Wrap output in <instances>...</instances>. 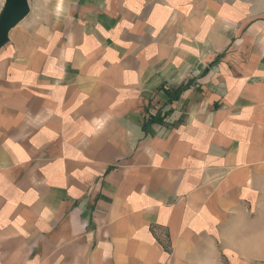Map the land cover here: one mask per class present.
<instances>
[{
	"label": "crops",
	"instance_id": "1",
	"mask_svg": "<svg viewBox=\"0 0 264 264\" xmlns=\"http://www.w3.org/2000/svg\"><path fill=\"white\" fill-rule=\"evenodd\" d=\"M26 1L0 264H264V0Z\"/></svg>",
	"mask_w": 264,
	"mask_h": 264
},
{
	"label": "water",
	"instance_id": "2",
	"mask_svg": "<svg viewBox=\"0 0 264 264\" xmlns=\"http://www.w3.org/2000/svg\"><path fill=\"white\" fill-rule=\"evenodd\" d=\"M27 10L28 5L26 0H8L5 15L0 23V44L9 29L25 15Z\"/></svg>",
	"mask_w": 264,
	"mask_h": 264
}]
</instances>
